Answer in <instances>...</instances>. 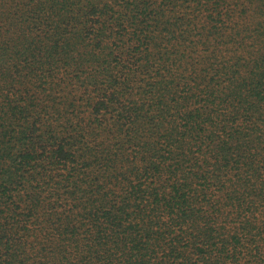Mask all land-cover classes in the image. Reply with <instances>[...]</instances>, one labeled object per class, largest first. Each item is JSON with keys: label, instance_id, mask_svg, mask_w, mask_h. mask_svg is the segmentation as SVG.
<instances>
[{"label": "trees", "instance_id": "trees-1", "mask_svg": "<svg viewBox=\"0 0 264 264\" xmlns=\"http://www.w3.org/2000/svg\"><path fill=\"white\" fill-rule=\"evenodd\" d=\"M0 264H264V0H0Z\"/></svg>", "mask_w": 264, "mask_h": 264}]
</instances>
